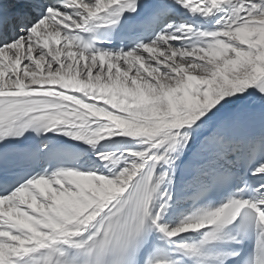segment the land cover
<instances>
[{"label": "snow or ice", "instance_id": "snow-or-ice-1", "mask_svg": "<svg viewBox=\"0 0 264 264\" xmlns=\"http://www.w3.org/2000/svg\"><path fill=\"white\" fill-rule=\"evenodd\" d=\"M0 264H264V0H0Z\"/></svg>", "mask_w": 264, "mask_h": 264}]
</instances>
